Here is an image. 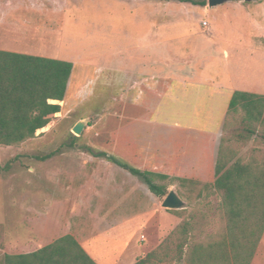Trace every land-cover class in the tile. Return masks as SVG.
Masks as SVG:
<instances>
[{
	"label": "rangeland",
	"instance_id": "rangeland-1",
	"mask_svg": "<svg viewBox=\"0 0 264 264\" xmlns=\"http://www.w3.org/2000/svg\"><path fill=\"white\" fill-rule=\"evenodd\" d=\"M206 1L202 7L177 0H0V17L10 14L17 18L27 45L37 33L40 41L53 38L50 55L62 52V59L72 62L74 70L65 100L53 103L62 107L61 113L52 116L50 124L34 139L17 146L0 145V165L17 158L12 170L0 176V264L5 254L27 252L8 249L3 239L5 232H15L16 225L20 232H28L25 224L33 204L44 212L49 205H63V215L74 224L72 232L82 234L81 245L98 264L121 260L132 238L145 252L152 251L180 224L182 220L172 212L178 210L162 207L166 197L148 195L145 189L132 201L116 202L111 184L132 177L108 157L89 152L93 149L117 157L116 151L126 147L127 124L118 122L114 115L119 92L100 86L98 67L116 65L123 57H148L150 52L152 71L159 70L157 65L165 61L174 66L177 56L192 60L198 70L212 73L218 68L221 72L224 36L231 28L237 29L241 8L264 0H230L215 8H209ZM14 30L12 27L11 32ZM147 43L149 51L142 48ZM82 71L90 77L84 84L79 81ZM241 117L240 112L229 117L225 138L244 162L263 161L264 126L256 127L257 134L249 136ZM82 120L88 124L78 136L73 127ZM112 134L120 137L114 150ZM157 183L165 186L168 194L177 187L169 181ZM48 195L66 196L70 201L30 202L32 196ZM82 195L85 203L74 200ZM22 198L26 201L21 202ZM184 202L189 212L197 211L208 219L206 234L200 239L225 229L219 196L191 205ZM252 264H264V235Z\"/></svg>",
	"mask_w": 264,
	"mask_h": 264
},
{
	"label": "crops",
	"instance_id": "crops-1",
	"mask_svg": "<svg viewBox=\"0 0 264 264\" xmlns=\"http://www.w3.org/2000/svg\"><path fill=\"white\" fill-rule=\"evenodd\" d=\"M239 15L237 29H232L230 25L231 30L223 38L221 72L218 68L212 73L198 70L193 66L195 62L177 56L174 66L165 61L157 65L159 70L152 71L150 52L148 57H123L116 65L98 67L101 70L100 86H109L112 91L119 92L116 98L118 109L114 114L116 120L127 124L125 150H117L115 158L119 160L121 157L124 163L141 171L205 183L215 182L233 94L246 92L264 96V2L241 8ZM18 24L17 18H12L10 14L0 17V51L63 60L62 52L59 56L50 55L52 50L49 45L53 44V38L40 41L37 33L27 45ZM243 25L247 30L243 29ZM12 27H15L13 33ZM3 28H6L4 32ZM211 38L214 39L213 34ZM142 48L149 51L150 43ZM73 73L74 70L67 92L73 84ZM87 73L82 71L79 75L83 84L90 78ZM119 141V135L116 139L112 134V150L116 148L115 143L118 147ZM127 173L132 178L117 179L111 184L116 191V202H128L145 190L150 195L151 191L140 178L129 171ZM176 188L172 191L177 193ZM74 200L85 203L86 197L82 195L74 197ZM20 201H26V198ZM43 201L62 203L70 200H66V196L51 195L30 198L31 203ZM46 209L44 212L38 205L30 206L31 217L25 224L28 232H20L16 225L14 233H4L3 240L8 249L27 250L25 253L5 255L36 252L66 235L74 236L81 244L82 234L72 232L73 222L63 215L65 207L49 205ZM80 224L79 221L78 226ZM149 252H145L132 238L126 255L111 264H135Z\"/></svg>",
	"mask_w": 264,
	"mask_h": 264
},
{
	"label": "trees",
	"instance_id": "trees-1",
	"mask_svg": "<svg viewBox=\"0 0 264 264\" xmlns=\"http://www.w3.org/2000/svg\"><path fill=\"white\" fill-rule=\"evenodd\" d=\"M177 1L207 5L206 0ZM72 72V62L0 51V145L17 146L34 139L50 124L52 116L61 113L62 107L53 103L65 100ZM239 112L246 133L256 135V127L264 126V96L235 92L225 134L229 117ZM225 134L214 183L141 171L104 152L89 150L140 178L157 197L168 195L167 188L157 182L169 181L177 184L178 196L190 205L212 196L221 198L225 220L222 232L200 239L206 234L207 217L189 212L188 207L172 211L182 220L180 224L135 264H252L264 235V160L244 162ZM261 137L264 140V134ZM16 159L0 165V176L12 170ZM3 264L97 263L74 236L66 235L36 252L5 255Z\"/></svg>",
	"mask_w": 264,
	"mask_h": 264
},
{
	"label": "water",
	"instance_id": "water-1",
	"mask_svg": "<svg viewBox=\"0 0 264 264\" xmlns=\"http://www.w3.org/2000/svg\"><path fill=\"white\" fill-rule=\"evenodd\" d=\"M229 1L230 0H208V7L209 8L219 7ZM246 1L250 2L252 0H246ZM87 124L88 122L86 120L79 121L73 127V132L76 135L80 136ZM162 207L168 210H181L185 208V202L182 198L178 196V194L175 191H171L163 201Z\"/></svg>",
	"mask_w": 264,
	"mask_h": 264
},
{
	"label": "built area",
	"instance_id": "built-area-1",
	"mask_svg": "<svg viewBox=\"0 0 264 264\" xmlns=\"http://www.w3.org/2000/svg\"><path fill=\"white\" fill-rule=\"evenodd\" d=\"M204 25H205V26H207V25H208V24H207V22H206V23H204Z\"/></svg>",
	"mask_w": 264,
	"mask_h": 264
}]
</instances>
